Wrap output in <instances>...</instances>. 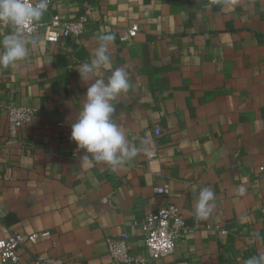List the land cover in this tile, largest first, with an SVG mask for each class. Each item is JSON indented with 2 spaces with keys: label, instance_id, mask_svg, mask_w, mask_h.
<instances>
[{
  "label": "crops",
  "instance_id": "crops-1",
  "mask_svg": "<svg viewBox=\"0 0 264 264\" xmlns=\"http://www.w3.org/2000/svg\"><path fill=\"white\" fill-rule=\"evenodd\" d=\"M48 5L42 24L87 7L88 21L78 39L32 35L25 60L0 68V238L48 232L19 249L17 264L36 254L107 264L106 238L121 232L143 256L140 224L167 203L187 232L145 264H246L264 255V0ZM134 24L135 36L120 41ZM12 31L0 25V39ZM101 34L114 35L113 69L125 68L131 85L113 101L112 120L138 153L117 168L84 159L70 138L88 87L76 69L91 62ZM8 105L36 111L16 136L7 134ZM203 188L214 192L213 208L196 219Z\"/></svg>",
  "mask_w": 264,
  "mask_h": 264
},
{
  "label": "clouds",
  "instance_id": "clouds-1",
  "mask_svg": "<svg viewBox=\"0 0 264 264\" xmlns=\"http://www.w3.org/2000/svg\"><path fill=\"white\" fill-rule=\"evenodd\" d=\"M48 0H0V25L11 26L13 31L0 39V68L18 66L34 44L32 35L48 11ZM98 47L89 63H82L77 72L88 87L76 119L71 124L70 138L77 149L83 150L86 160L102 162L111 168L134 158L138 149L131 146L121 128L113 122L116 111L113 101L128 93L130 82L125 68L113 69L109 45L115 37L98 36ZM111 74L105 80L103 74ZM215 194L203 188L197 194L194 217L205 219L211 213ZM246 264H264V255L250 257Z\"/></svg>",
  "mask_w": 264,
  "mask_h": 264
},
{
  "label": "built area",
  "instance_id": "built-area-1",
  "mask_svg": "<svg viewBox=\"0 0 264 264\" xmlns=\"http://www.w3.org/2000/svg\"><path fill=\"white\" fill-rule=\"evenodd\" d=\"M88 21V7L75 19H64L60 15H53L47 23H40L33 35L43 33L47 42H57L61 37L70 40L80 38ZM136 24L127 28L126 33L120 36V41L131 39L137 33ZM7 118V134L16 136L17 131L27 122L31 121L36 111L29 106L8 105L5 107ZM156 135L160 134L159 128L154 130ZM154 154H149L153 156ZM4 176L0 173V179ZM157 193H164L166 186L156 187ZM218 230L226 232V229L216 226ZM141 235L144 246V255H134L128 240V235L121 232L106 238L107 252L110 261L107 264H145L151 259L170 254L177 240L182 237L188 227L180 214L179 208L173 203H167L153 212L145 215L140 224ZM48 235L47 231L10 233L5 238H0V262L11 261L18 263V251L26 242L33 244L38 238ZM33 264H73L59 257H46L35 255Z\"/></svg>",
  "mask_w": 264,
  "mask_h": 264
}]
</instances>
